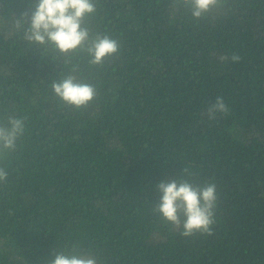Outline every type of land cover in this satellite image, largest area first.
<instances>
[{"label":"trees","instance_id":"1","mask_svg":"<svg viewBox=\"0 0 264 264\" xmlns=\"http://www.w3.org/2000/svg\"><path fill=\"white\" fill-rule=\"evenodd\" d=\"M36 3L0 0V117H26L0 184V264H51L73 242L103 264H264V0L199 21L176 0H98L91 26L121 43L103 65L24 40L15 22ZM74 66L98 93L79 110L51 89ZM218 95L230 112L209 120ZM185 167L217 185L211 235L151 211Z\"/></svg>","mask_w":264,"mask_h":264},{"label":"clouds","instance_id":"2","mask_svg":"<svg viewBox=\"0 0 264 264\" xmlns=\"http://www.w3.org/2000/svg\"><path fill=\"white\" fill-rule=\"evenodd\" d=\"M98 0H37L34 10L24 13L30 22L24 27V20H16L15 27L22 30L23 39L45 49H51L60 56L71 58L86 53L90 65H103L109 57L117 56L121 43L117 38L102 34L91 26V20L98 12ZM226 0H176L190 13L193 20L206 18L214 10L222 8ZM219 59L227 61L228 56ZM232 62H239L238 54H232ZM54 80L51 89L59 100L77 110L87 107L97 98L95 85L81 81L74 73ZM230 108L223 96H217L209 103L206 116L209 120L218 115L227 116ZM26 132V117L7 114L0 117V184L9 178V165L5 163L18 151ZM195 173L189 167L183 169L180 180H169L158 185L162 194L158 205L151 209L154 215L183 237L197 234L211 235L218 207L217 185L214 182L195 183ZM51 264H103L91 245L82 242L66 244L54 254Z\"/></svg>","mask_w":264,"mask_h":264}]
</instances>
